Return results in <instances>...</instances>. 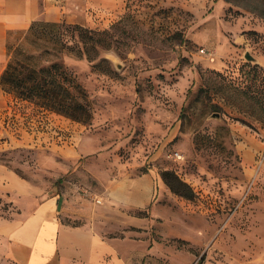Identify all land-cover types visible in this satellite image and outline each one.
Here are the masks:
<instances>
[{
    "label": "rangeland",
    "instance_id": "obj_1",
    "mask_svg": "<svg viewBox=\"0 0 264 264\" xmlns=\"http://www.w3.org/2000/svg\"><path fill=\"white\" fill-rule=\"evenodd\" d=\"M119 5L10 36L11 49L26 46L40 64L60 61L75 75L91 119L12 105L0 116V162L44 195L76 184L93 202L94 191L103 196L95 176L149 174L152 201L133 211L144 225L125 239L119 217L114 231L101 223L133 264H264V120L249 99L264 85V0ZM80 28L106 32L109 48L92 60L69 53L82 49ZM163 172L191 195L173 192Z\"/></svg>",
    "mask_w": 264,
    "mask_h": 264
},
{
    "label": "crops",
    "instance_id": "obj_2",
    "mask_svg": "<svg viewBox=\"0 0 264 264\" xmlns=\"http://www.w3.org/2000/svg\"><path fill=\"white\" fill-rule=\"evenodd\" d=\"M120 1L0 0V76L8 62L12 34L26 32L34 21L60 22L80 10L114 11ZM8 101L0 86V116ZM94 179L103 190L100 204L84 199L76 184L44 195L41 188L0 162V206L7 202L9 207L6 212L0 210V264H133L128 252L120 251L117 237L103 235L101 223L111 232L119 227V217L128 239L133 232L128 229L147 221L133 211L148 208L153 181L146 173Z\"/></svg>",
    "mask_w": 264,
    "mask_h": 264
},
{
    "label": "trees",
    "instance_id": "obj_3",
    "mask_svg": "<svg viewBox=\"0 0 264 264\" xmlns=\"http://www.w3.org/2000/svg\"><path fill=\"white\" fill-rule=\"evenodd\" d=\"M39 22L49 23L58 26V22L34 21L29 29L24 32L25 37L32 33ZM106 32H97L88 29H79V41L82 42V49L76 44L68 45L69 53L82 57L85 55L89 60L93 59L98 49L109 48L107 44H101L100 37ZM13 46L12 42L7 43V54L10 56L5 69L0 76V86L9 98L8 107L14 105L28 104L37 109L42 117L49 113L64 115L70 119L88 122L91 119L89 108L84 103L86 92L75 75L60 61H51L47 64H40L30 49L21 44ZM75 51V52H74ZM256 77V66L252 67ZM263 80V79H262ZM224 91L233 89L237 99L240 92L237 85L224 84ZM256 94L249 96L254 107L264 120V85L255 86ZM11 100V104H10ZM213 107L217 108V104ZM165 182L173 192L189 197V187L175 179L183 187L182 189L172 186L170 174L163 172Z\"/></svg>",
    "mask_w": 264,
    "mask_h": 264
},
{
    "label": "built area",
    "instance_id": "obj_4",
    "mask_svg": "<svg viewBox=\"0 0 264 264\" xmlns=\"http://www.w3.org/2000/svg\"><path fill=\"white\" fill-rule=\"evenodd\" d=\"M175 156L176 157H179L180 155L175 153ZM83 190H84L85 194H87V195L89 194L86 189H83ZM94 200H95L96 203H100L101 202V199L100 198H97V197Z\"/></svg>",
    "mask_w": 264,
    "mask_h": 264
},
{
    "label": "water",
    "instance_id": "obj_5",
    "mask_svg": "<svg viewBox=\"0 0 264 264\" xmlns=\"http://www.w3.org/2000/svg\"><path fill=\"white\" fill-rule=\"evenodd\" d=\"M244 56H245L246 59H248V60H250V61H254V60H253V57H252L249 53H245Z\"/></svg>",
    "mask_w": 264,
    "mask_h": 264
}]
</instances>
